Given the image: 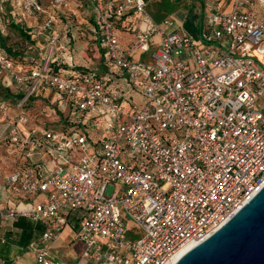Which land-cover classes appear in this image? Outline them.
I'll return each instance as SVG.
<instances>
[{"label": "built area", "instance_id": "built-area-1", "mask_svg": "<svg viewBox=\"0 0 264 264\" xmlns=\"http://www.w3.org/2000/svg\"><path fill=\"white\" fill-rule=\"evenodd\" d=\"M3 1L26 24L42 16L46 36L39 49L27 48L38 51L36 67L14 64L0 52V71L27 87L14 117L0 99V123L9 126L0 151L16 163L4 171L0 191L9 189L23 202L44 197L25 210L0 206V223L25 218L43 224L28 246L31 264H63L49 247L71 217L78 222L74 239L82 264H173L264 185V0L214 2L204 10L197 38L164 30L181 22L154 21L146 11L150 0H86L108 61L129 74L126 87L140 88L145 99L129 111L105 79L55 71L74 68L56 29L65 0L46 7L40 0ZM128 13L144 17L147 29L124 47L110 18ZM47 90L60 94L72 110L69 123L77 126L30 125L24 113L30 97ZM88 112L94 118L82 125L101 122L98 139L77 128L76 119ZM43 154L51 164L42 161L37 170L30 163ZM109 186L113 191L106 195ZM123 217L137 226L139 239L126 237ZM15 243V236L0 237L2 245Z\"/></svg>", "mask_w": 264, "mask_h": 264}, {"label": "crops", "instance_id": "crops-1", "mask_svg": "<svg viewBox=\"0 0 264 264\" xmlns=\"http://www.w3.org/2000/svg\"><path fill=\"white\" fill-rule=\"evenodd\" d=\"M40 2L43 7H46L48 4V1L47 3H44L45 0H40ZM40 17L42 18V16ZM36 21V19L29 20L27 22V26L35 33L34 38L37 39L38 45L34 47L36 49H39L42 45L43 40L46 39V36L43 30L40 29L41 22ZM119 25L121 26V28L119 29V39L122 46L124 47L127 46L131 41H133L135 32H143L147 29V22L145 18L142 16H135L132 13L126 14L119 22ZM56 29L60 34L61 41L68 45L74 59V68L69 69L61 65L54 66L56 72L60 74L66 72L65 75H71L74 73H91L98 78L105 79L112 92H121V97L119 100L121 103V108L124 111H129L132 106H137L138 108H140L144 105L145 99L141 95L140 88L134 86L126 87L125 85V81L129 79V74L127 72H121L119 69L113 67L108 61L106 51L100 40L99 29L96 26L91 6L86 2V0H65L63 15L61 16L59 25L56 27ZM152 40L153 44H155L159 41V38L154 37ZM34 54L36 55V57L39 56L38 51H35ZM108 77L110 78V81L107 79ZM21 88L24 89L22 93H20L23 95L27 91V87ZM44 94H46V91H36L30 97L29 104L39 98H43ZM49 95V103L51 105L53 104V100H55L56 102L62 101L60 99H56V96H54L53 94ZM63 104L65 110L68 108V112L70 113L72 110L69 108V106L65 102H63ZM54 105L56 107L58 106V103ZM100 110H102V108H100ZM81 118V120H79L77 128H80V130L83 131H86L87 128L86 132H88L89 135L93 134L92 136L95 139H98L101 135L100 127L96 126L95 130L89 131V123L87 124L86 128L82 125L88 119H86L85 115H83ZM91 118H94V116H92ZM68 120L69 117L67 119L65 118V121ZM90 122H93V120ZM8 129L9 126L7 123H0V138L8 131ZM4 157V153L0 151V168L2 167V169L0 170V181L3 178V173L6 169L11 170L16 167V163L8 161ZM42 161L47 164H51V161L45 154L41 156H35L30 164L38 170L42 165ZM43 200V196H38L32 197L30 200L23 202L9 189H3L0 191V206L4 209L25 210L30 208L36 202ZM5 235H12L16 238V236H18V233L16 231H12ZM3 264L12 263H7V261H4ZM76 264H82V261H80L79 257Z\"/></svg>", "mask_w": 264, "mask_h": 264}, {"label": "rangeland", "instance_id": "rangeland-1", "mask_svg": "<svg viewBox=\"0 0 264 264\" xmlns=\"http://www.w3.org/2000/svg\"><path fill=\"white\" fill-rule=\"evenodd\" d=\"M49 3L50 0H45L44 3ZM166 0H150L147 4L146 11L151 16L155 12L161 10V4ZM168 2H173L176 5L174 11L166 15L164 18L177 19L181 22L177 26L172 28L164 27V30L167 32H182L186 35H190L194 38H197L199 35L200 27L204 19V10L210 8L214 2L225 3L229 0H167ZM256 2V0H254ZM48 5V4H47ZM257 8L259 9L258 5ZM164 13V12H163ZM38 22L42 21V18L38 16L36 18ZM36 21V22H37ZM15 40V39H13ZM66 73V72H65ZM63 73V74H65ZM3 83L10 88L11 93L14 95H19L24 89L16 86L9 74L0 71V84L3 86ZM0 85V86H1ZM49 94L56 96V99H60L61 96L59 93L52 90H47L46 94L43 95V98H39L29 104L24 110L29 116L30 125H37L40 127L54 126L57 129L62 131H69L71 128L77 126L76 123L71 124L69 120L66 122L69 116L71 117V112H68V108L65 110L63 102H56L53 100V104L49 103ZM2 96V91L0 88V97ZM58 103V106L55 107L54 104ZM11 104V101H10ZM9 105V103H8ZM10 106V105H9ZM15 104L13 103L10 107V117L18 115V111L14 108ZM69 113V114H68ZM68 114V115H67ZM93 116L92 113H86V119H90ZM72 118V117H71ZM82 119V118H81ZM81 119H76L79 122ZM81 122V121H80ZM98 120L94 122H89L90 125H95L100 127ZM74 125V126H72ZM93 135V134H92ZM94 138V137H93ZM95 139V138H94ZM94 152V147L90 146L87 152L88 155H92ZM113 191V188L109 186L106 190V195H110ZM124 219V234L130 239L137 240L141 237V232L138 230L137 226L130 221L129 219L123 217ZM78 227V222L72 220L70 224H67L62 232L58 235V240L52 243L49 247V253L55 260L63 264H76L80 254V243L75 240L74 228ZM1 237H8L4 234L3 231H0ZM16 240L18 237L16 236ZM18 244V243H17ZM33 260V254L28 251V249L20 248L16 245H2L0 244V264H3L4 261L12 264H31ZM3 261V262H2Z\"/></svg>", "mask_w": 264, "mask_h": 264}, {"label": "water", "instance_id": "water-1", "mask_svg": "<svg viewBox=\"0 0 264 264\" xmlns=\"http://www.w3.org/2000/svg\"><path fill=\"white\" fill-rule=\"evenodd\" d=\"M173 264H264V185Z\"/></svg>", "mask_w": 264, "mask_h": 264}, {"label": "trees", "instance_id": "trees-1", "mask_svg": "<svg viewBox=\"0 0 264 264\" xmlns=\"http://www.w3.org/2000/svg\"><path fill=\"white\" fill-rule=\"evenodd\" d=\"M175 8L176 5L173 2H168L166 0L163 4H161V10L155 12L151 16L154 21L161 22L165 19L164 17L171 14ZM110 20L114 22L118 29L121 28V26L119 25V22L121 20H114V18H110ZM34 35L35 33L27 26L25 22L17 19L9 2L3 1L0 4L1 54L11 60L14 64L36 67L38 65L36 55L27 51V48L29 46L38 45L37 39L34 38ZM0 88L2 91V96L0 97V99L9 103L10 106L13 103L15 104L23 96L22 94H12L9 87H7L4 83L3 86H0ZM27 107H29V103L26 108ZM49 128L54 130H61L57 129V127L54 126H49ZM74 219H76V217L70 218V220ZM0 230H3L5 232L4 234L16 231L18 233V240H16L15 245L19 246L21 249H28L29 244L34 242L44 232V226L40 222H33L29 219L23 218L11 220L5 224L0 223Z\"/></svg>", "mask_w": 264, "mask_h": 264}, {"label": "bare ground", "instance_id": "bare-ground-1", "mask_svg": "<svg viewBox=\"0 0 264 264\" xmlns=\"http://www.w3.org/2000/svg\"><path fill=\"white\" fill-rule=\"evenodd\" d=\"M193 244H189L187 245L182 251H180L177 256L174 258L173 261H176L180 256H182L187 250L190 249V247L192 246Z\"/></svg>", "mask_w": 264, "mask_h": 264}]
</instances>
